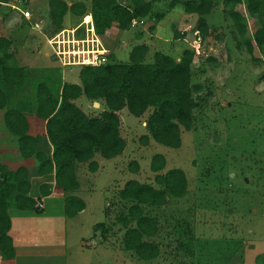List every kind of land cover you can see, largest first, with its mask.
Returning a JSON list of instances; mask_svg holds the SVG:
<instances>
[{"label":"rangeland","instance_id":"obj_1","mask_svg":"<svg viewBox=\"0 0 264 264\" xmlns=\"http://www.w3.org/2000/svg\"><path fill=\"white\" fill-rule=\"evenodd\" d=\"M117 1L131 4V0ZM151 1H155V12L169 11L162 22L156 23L155 32H149L153 24L145 21L143 29L148 31L147 35L154 33L159 39L157 42L147 39L153 50L149 51L146 62H152L155 51L178 61L184 49L193 50L190 81L192 87L198 88L193 96L199 107L193 113L191 129L181 130L178 149L158 144L150 137L146 145L141 142V137L148 135L146 122L152 109L140 118L133 117L126 109L118 113L120 136L126 142L123 153L113 159L95 154L92 161L98 164V169L94 173L88 169V163L74 164L86 208L64 228L66 252L61 251L62 259L58 257L57 261L65 259L63 264H258L257 258L264 255V47L254 45L249 53L245 42L254 44V33L264 27V10L256 18L246 13L245 2L236 7L245 16L246 33L241 36L227 12L224 15L222 0H214V9L204 17L210 34L200 42L195 30L199 18L183 11L184 3L192 0ZM29 2V10L35 11L41 4L39 8L46 11V0ZM17 8L24 9L21 5ZM10 12L0 6L1 18ZM175 32L184 36L175 38ZM14 34L16 65L38 71L37 80L42 77L46 83H53L52 78L58 76L62 82L79 83L76 72L69 73L67 68L59 66L55 75H51L48 68L54 59L36 31L29 32L22 25ZM111 37L114 39L105 42L110 47L115 45L118 51L120 33L110 32ZM96 40V46L102 49L103 41L97 37ZM145 40L124 43L125 48L116 53V59L126 62L131 46ZM106 62V58L95 56L91 65ZM73 102L89 118L98 117L105 108L104 103L97 102L98 106H94L84 96ZM156 154L166 161L160 173L180 169L188 187L182 198L170 199L162 207H143L145 214L157 221L158 231L149 240L157 243L160 250L156 259L145 262L124 247V228L117 222L120 216L127 215L130 204L120 199L119 192L129 180L154 184L155 173L150 170V164ZM132 162L138 164V172L131 170ZM50 177L54 179V174ZM46 203H52L53 215L60 214L56 215L60 218L61 196L56 194ZM10 210L11 214L16 213ZM38 214L42 215L41 209ZM95 223L104 224L103 231L97 228L93 231ZM54 224L61 234V222L57 220ZM179 228H183L184 234ZM180 240L189 245L192 255L179 246ZM81 241L89 243L82 246Z\"/></svg>","mask_w":264,"mask_h":264},{"label":"trees","instance_id":"obj_2","mask_svg":"<svg viewBox=\"0 0 264 264\" xmlns=\"http://www.w3.org/2000/svg\"><path fill=\"white\" fill-rule=\"evenodd\" d=\"M10 1L0 0V3ZM18 1L24 3L21 4L24 8L26 0ZM221 2L224 15L227 12L241 36L246 33L245 16L236 7L245 2L246 13L256 18L264 10V0ZM154 3L131 0L130 5H122L117 0H91V19L96 35L104 43L107 62L83 66L79 85L62 82L60 76L53 77V83L42 81V77L37 80L38 71L16 65L9 52L11 41L0 37V258L3 263H12L15 259L9 236V209L40 212L35 209L37 199L30 196L33 177L54 174L56 188L65 196L67 217H74L85 208L81 199L69 196L79 187L74 164L88 163V169L94 173L98 169V164L92 161L95 154L113 159L123 153L126 142L119 132L121 110L126 109L133 117L140 118L152 109L146 122L148 135L141 137L143 145L150 137L158 144L178 149L181 130L191 129L193 113L199 107L193 96L198 88L192 87L190 81L194 51L183 50L178 61L155 51L150 63L146 62L149 47L142 44L132 47L128 60L121 62L114 55L116 46L110 47L105 42L114 39L109 32L128 31L134 20L154 19L150 28L153 32L156 23L169 11L155 12ZM215 5L214 0L184 3V13L199 18L195 30L200 42L210 34L204 17ZM48 8L52 25L56 27L62 24L68 11L81 16L86 10L81 3L68 7L62 0H49ZM180 36L184 35L175 32V38ZM253 36L254 44L245 42L249 53L254 45L264 47V27ZM50 73L55 75L56 70L51 69ZM81 96L92 103H104L105 108L98 117L89 118L75 105L73 101ZM165 163L162 155H154L150 164V170L155 173L154 184L129 180L119 192L120 199L130 204L127 215L120 216L117 222L124 228V247L145 262L156 259L160 250L157 243L149 240L158 231L157 221L145 214L143 207H162L170 199L182 198L188 187L182 170L160 173ZM130 167L138 172L136 162ZM50 188L49 184H42L39 197L50 195ZM104 227L100 224L95 228L103 231ZM179 229L184 234L183 228ZM179 246L192 255L189 245L180 240ZM257 263L264 264V255L257 258Z\"/></svg>","mask_w":264,"mask_h":264},{"label":"crops","instance_id":"obj_3","mask_svg":"<svg viewBox=\"0 0 264 264\" xmlns=\"http://www.w3.org/2000/svg\"><path fill=\"white\" fill-rule=\"evenodd\" d=\"M29 1L30 0L25 1V7L23 11L17 8L21 4L24 5L23 2H19L18 0L13 3L12 1H10L9 3H0L1 7L11 10L9 15H4V17L2 16V18L0 17V37H4L11 41L9 52L13 55L15 63H17V54L13 44V38L16 37L14 33L18 32L19 28L22 25L27 26L29 32L33 33L34 31H36L40 38L42 37L44 39L45 46H47L49 49L48 51L51 52L50 57H53L54 59L53 64H49L48 69L58 70L59 66L61 67V69L67 68L69 73L76 72V77L79 79V72L82 67L91 65V61L95 56L106 58L107 61V52L102 44L100 43L102 49L96 46V37L98 40L99 37L95 33L94 25L91 19V0H62L67 4L68 7L74 4L81 3L84 5L86 10L85 13L81 16H77L68 11L64 15L62 24L59 27L52 25L48 8L49 0H46V11L39 8L41 4H39L38 8L35 11L34 8H32V10H29L27 7V4L30 3ZM121 4L124 5L123 3ZM13 10H15V12H13ZM24 13H27L28 16L25 17ZM145 21L147 20H134L133 22H135V24L132 23L130 30L125 31L126 33H121L118 31L120 33L121 40H119V44L117 45L118 51H114L115 57L116 53H119L120 50H124V43L128 44L133 40H135V42H139V40L145 38V43L142 44L148 46L149 51L153 50L151 45H149V43L147 42V39L153 42H157L159 39H157L158 37H156L154 33L151 35L149 34L150 36L147 35L148 31H144L143 29L144 25L146 24ZM149 21L154 24V19H151ZM148 30L150 32V29ZM153 32H155V30ZM134 46H131V49ZM48 51L47 53L49 54ZM48 54H45V56H48ZM79 56L83 57L84 60L81 61L82 59H79ZM20 67H26L30 69L27 66ZM70 84L79 85L80 80L79 83ZM50 176L53 177V174H48L42 177L35 176L31 179L30 196L34 199H37L35 209H41L42 215L39 216L38 212L35 211H21L14 208L10 209H13L16 213L11 214V210L9 209V215L11 219L9 236L11 237L12 245L15 250V259L12 263L8 264L66 263L65 259H63V262L60 261V259H62V257H60V254H62L61 251L66 252V250L64 249L66 245L64 228L67 229V226L71 221H74L77 217H80L84 213L86 203L81 196L82 186L78 181V189L71 194L69 193V196H75L81 199L85 203V208L74 217H67L64 211V193L61 190H57L55 179L51 178ZM42 184L50 185V195L39 197V188ZM56 194L61 196L62 213L60 218L56 216L60 214L53 215V209L51 208L52 203L51 205H49V203L48 205L47 203L46 205L44 204L45 200L51 199V197H54V195ZM57 220L61 222V234L58 233L57 228H55L54 226V223ZM96 225V223L92 225L93 231L95 230ZM88 243L85 241H81L82 246H86V244L88 245ZM58 257H60V259L57 261ZM0 264H5L3 263L1 258Z\"/></svg>","mask_w":264,"mask_h":264},{"label":"built area","instance_id":"obj_4","mask_svg":"<svg viewBox=\"0 0 264 264\" xmlns=\"http://www.w3.org/2000/svg\"><path fill=\"white\" fill-rule=\"evenodd\" d=\"M24 16H25V17H27V16H28V14H27V13H24ZM132 23H133V24H135V22H133V21H132Z\"/></svg>","mask_w":264,"mask_h":264},{"label":"water","instance_id":"obj_5","mask_svg":"<svg viewBox=\"0 0 264 264\" xmlns=\"http://www.w3.org/2000/svg\"><path fill=\"white\" fill-rule=\"evenodd\" d=\"M94 106H98L97 102H94Z\"/></svg>","mask_w":264,"mask_h":264}]
</instances>
